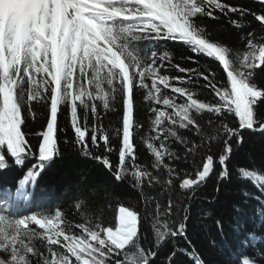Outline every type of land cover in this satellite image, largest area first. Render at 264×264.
Here are the masks:
<instances>
[{
    "label": "snow or ice",
    "instance_id": "snow-or-ice-1",
    "mask_svg": "<svg viewBox=\"0 0 264 264\" xmlns=\"http://www.w3.org/2000/svg\"><path fill=\"white\" fill-rule=\"evenodd\" d=\"M221 19L251 29L243 47ZM245 132L264 138V0H0V171L31 162L0 192V264H157L169 241L166 264H205L187 240L190 202L213 176L219 198ZM65 150L104 177L81 170L67 209L34 187ZM236 179L264 185L244 167ZM129 188L139 209L123 203ZM241 256L264 264V247Z\"/></svg>",
    "mask_w": 264,
    "mask_h": 264
},
{
    "label": "trees",
    "instance_id": "trees-1",
    "mask_svg": "<svg viewBox=\"0 0 264 264\" xmlns=\"http://www.w3.org/2000/svg\"><path fill=\"white\" fill-rule=\"evenodd\" d=\"M226 2L244 6L252 4V0H226ZM233 18L237 19L238 17L233 16ZM207 23L212 25L218 22L207 21ZM219 23H224L223 19ZM224 27L226 33L222 34V38L234 47H243L244 42L240 37L251 29L237 30L226 23H224ZM167 47L174 52L177 62H181L185 66L190 65V62L179 61V57L185 54L183 46L169 42ZM105 124H107V120ZM244 136V147L234 152L228 162L232 179L226 186L221 183L219 198L212 199L215 196L213 188L216 180V177L213 176L197 191L196 198L190 202L187 240H191L205 264H237L246 249L250 252L253 247H264V185L254 184L250 180L236 179V169L239 167L264 175V138L259 137L258 134L251 136L247 132L244 133ZM61 147L63 149L64 146L61 145ZM65 152L64 158L58 160L51 169L46 171L34 187L37 198L40 196L51 198L43 201L45 205L52 204L54 207L59 204L67 209L70 204L74 203V186L80 179L79 172L81 170L88 172L90 179L95 181H102L104 177L99 174L94 161L77 158L75 155L67 153L66 150ZM30 163H26L24 169L30 166ZM181 166L186 167L189 172H194L191 165ZM24 169L0 171V192L6 187L15 189L16 181L21 177ZM174 183L173 199L176 200L180 195L186 194H181L178 181ZM41 189L45 191L41 192ZM183 202L189 203L188 200ZM123 203L128 206L135 203L138 209L141 207L139 194L130 188L127 189ZM164 203H166V199ZM233 205L239 206L241 210L235 211ZM206 212L212 214L205 216ZM217 220L223 226L222 232L217 228ZM142 231L147 234L148 241H151L150 228L144 225ZM177 243L182 247L188 246L184 238H177ZM142 244L145 247H151V244L144 240H142ZM171 248L172 243L169 241L160 249L156 258L157 264H166V256ZM177 259L182 264H191L186 256H178Z\"/></svg>",
    "mask_w": 264,
    "mask_h": 264
}]
</instances>
